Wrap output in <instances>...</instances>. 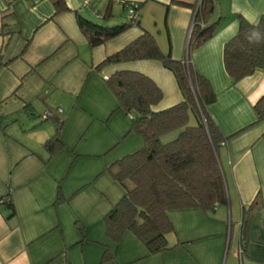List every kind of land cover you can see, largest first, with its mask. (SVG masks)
<instances>
[{
  "label": "crops",
  "instance_id": "crops-1",
  "mask_svg": "<svg viewBox=\"0 0 264 264\" xmlns=\"http://www.w3.org/2000/svg\"><path fill=\"white\" fill-rule=\"evenodd\" d=\"M65 1L69 10L51 18L50 0H0V117L18 116L5 134L0 129V197L9 194L13 209L10 216L9 205H0V264H264V119L253 110L264 97V69L232 85L223 64L238 14L257 21L264 0H215V31L190 52L216 93L207 110L227 137L218 150L227 198L213 212L169 210L172 248L159 253L130 231L118 242L106 236L104 217L125 192L106 168L143 144L106 77L120 70L148 76L162 91L154 111L182 101L181 91L159 60L96 66L143 30L183 59L199 0ZM129 2L141 3L138 24L90 47L76 11L101 21L109 7L102 22L111 26L129 21ZM50 109L63 119L62 146L51 154L44 142L55 122L39 117Z\"/></svg>",
  "mask_w": 264,
  "mask_h": 264
},
{
  "label": "trees",
  "instance_id": "trees-1",
  "mask_svg": "<svg viewBox=\"0 0 264 264\" xmlns=\"http://www.w3.org/2000/svg\"><path fill=\"white\" fill-rule=\"evenodd\" d=\"M50 1L53 6L51 18L69 10L65 0ZM135 4V17L111 26L102 22L110 13L109 7L101 21H94L76 11L78 27L89 46L104 43L131 25H137L141 3ZM214 4L215 0H199L197 3L188 37L189 60L191 50L208 40L215 31L217 22L211 21ZM253 33H258L259 37ZM141 59L159 60L174 74L182 101L154 111L152 107L162 99V91L148 76L138 71L120 70L106 77L119 106L130 116L131 130L142 138L143 144L106 168L125 192L105 215L104 224L110 240L118 242L124 232L130 231L150 253H159L172 248L168 243V235L174 231L167 215L169 210L200 208L213 212L218 204L226 201L218 150L226 144L227 137L207 110L216 98L208 78L197 73L190 62L186 64L185 56L176 60L170 50L163 52L148 31L143 30L126 46L107 55L96 69ZM223 64L232 85L256 70L264 69V14L255 22L238 14V29L223 47ZM29 105L26 103L24 110ZM50 110V115L40 121L55 122L53 135L44 142L45 149L51 154L62 146L59 136L63 119L55 109ZM253 110L256 121L264 119V97L253 106ZM16 121L17 115L6 121L0 117L1 131L5 134L6 124ZM173 131L177 132L174 138L163 140ZM1 204L12 209L9 194L0 197ZM255 204L254 201L250 209H254ZM12 214L13 209L10 216ZM248 217H244L241 223L242 237L246 235L244 228Z\"/></svg>",
  "mask_w": 264,
  "mask_h": 264
},
{
  "label": "built area",
  "instance_id": "built-area-1",
  "mask_svg": "<svg viewBox=\"0 0 264 264\" xmlns=\"http://www.w3.org/2000/svg\"><path fill=\"white\" fill-rule=\"evenodd\" d=\"M136 4H135V2H131L128 6H127V9H128V12H129V14H128V17L129 18H132V17H135L134 15V13H135V11H134V6H135ZM192 24H193V21H192ZM192 24H191V27H190V30H189V33L191 32V29H192ZM187 51H188V43H187V46H186V55H185V63L186 64H188L189 62H190V60L188 59V54H187ZM50 115V112L49 111H45V112H43L42 114H41V116H40V118L41 119H45L47 116H49Z\"/></svg>",
  "mask_w": 264,
  "mask_h": 264
},
{
  "label": "rangeland",
  "instance_id": "rangeland-1",
  "mask_svg": "<svg viewBox=\"0 0 264 264\" xmlns=\"http://www.w3.org/2000/svg\"><path fill=\"white\" fill-rule=\"evenodd\" d=\"M176 134H177V132H176V131H173V132L167 134V135L163 138V140H170V139L174 138V137L176 136ZM233 243H234V238H233V240L231 241V244H230V247H233V248H234ZM235 250H236V248H235Z\"/></svg>",
  "mask_w": 264,
  "mask_h": 264
},
{
  "label": "clouds",
  "instance_id": "clouds-1",
  "mask_svg": "<svg viewBox=\"0 0 264 264\" xmlns=\"http://www.w3.org/2000/svg\"><path fill=\"white\" fill-rule=\"evenodd\" d=\"M253 35L257 36V38L259 37V34L258 33H253ZM258 42V41H257Z\"/></svg>",
  "mask_w": 264,
  "mask_h": 264
}]
</instances>
